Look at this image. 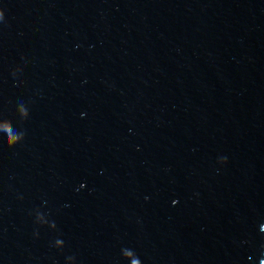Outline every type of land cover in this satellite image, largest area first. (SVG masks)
Masks as SVG:
<instances>
[{
	"label": "water",
	"instance_id": "obj_1",
	"mask_svg": "<svg viewBox=\"0 0 264 264\" xmlns=\"http://www.w3.org/2000/svg\"><path fill=\"white\" fill-rule=\"evenodd\" d=\"M0 264H264V0H0Z\"/></svg>",
	"mask_w": 264,
	"mask_h": 264
}]
</instances>
